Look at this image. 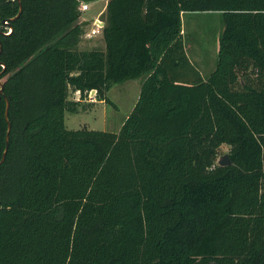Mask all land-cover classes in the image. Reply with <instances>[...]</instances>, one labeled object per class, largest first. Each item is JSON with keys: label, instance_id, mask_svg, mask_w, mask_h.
Wrapping results in <instances>:
<instances>
[{"label": "trees", "instance_id": "1", "mask_svg": "<svg viewBox=\"0 0 264 264\" xmlns=\"http://www.w3.org/2000/svg\"><path fill=\"white\" fill-rule=\"evenodd\" d=\"M82 1L21 0L16 18L0 0V264H264V0H109L104 51L78 50ZM191 13L223 17L207 78ZM140 78L118 132L66 128L70 90L110 103Z\"/></svg>", "mask_w": 264, "mask_h": 264}, {"label": "rangeland", "instance_id": "2", "mask_svg": "<svg viewBox=\"0 0 264 264\" xmlns=\"http://www.w3.org/2000/svg\"><path fill=\"white\" fill-rule=\"evenodd\" d=\"M91 11L84 14L82 21L84 29L87 30L92 23L93 17L103 9L104 2L101 0L88 1ZM82 18V17H81ZM80 18V22L81 19ZM104 20V16H102ZM224 30L223 17L220 13H191L185 16L184 42L187 45L189 58L202 76L206 78L214 71L219 52V39ZM79 51L101 50L102 42L98 38L91 42L83 37L78 47ZM141 80L128 81L113 86L106 94L110 103L100 101L96 94L81 98L80 93L69 91V101H80L78 113L66 112L65 124L68 130H95L116 133L120 130L127 117L133 111L139 95ZM230 153V147L224 145L219 149L216 163L222 157Z\"/></svg>", "mask_w": 264, "mask_h": 264}, {"label": "built area", "instance_id": "3", "mask_svg": "<svg viewBox=\"0 0 264 264\" xmlns=\"http://www.w3.org/2000/svg\"><path fill=\"white\" fill-rule=\"evenodd\" d=\"M79 11L81 12V23L82 21H87L83 18V15L90 12L91 11V5L89 2H80V6H79ZM102 13H100L97 17L93 18L92 23H91V27H89L87 30H85L84 35L82 36L86 41H93L95 40L99 35L103 34V29L105 26V22L102 19ZM88 22V21H87ZM5 27V32L3 33L5 36L11 34V29H10V22L9 21H5L4 22ZM80 93V92H78ZM91 94H96V92H91L89 93L88 96H90ZM81 95V94H80ZM97 97V96H95Z\"/></svg>", "mask_w": 264, "mask_h": 264}, {"label": "water", "instance_id": "4", "mask_svg": "<svg viewBox=\"0 0 264 264\" xmlns=\"http://www.w3.org/2000/svg\"><path fill=\"white\" fill-rule=\"evenodd\" d=\"M19 1V4L21 6L20 8V13L18 14V16L16 18H19L21 13H22V4H21V0H18ZM10 29H11V33L13 32V28L12 26H10ZM11 35V34H9ZM7 35V36H9ZM4 69H5V66L3 65ZM3 89H4V85L2 82H0V93L2 94L3 93ZM7 101V109H6V119L8 121V133H7V146H6V149H5V152L3 154V158L0 162V165L4 163L5 159H6V155H7V152H8V149H9V138H10V132H11V129H12V125L9 121V108H10V102L8 101V99H6ZM231 165V160L229 158L228 155L222 157L219 161V166L221 167H225V166H230ZM1 206V204H0Z\"/></svg>", "mask_w": 264, "mask_h": 264}, {"label": "crops", "instance_id": "5", "mask_svg": "<svg viewBox=\"0 0 264 264\" xmlns=\"http://www.w3.org/2000/svg\"><path fill=\"white\" fill-rule=\"evenodd\" d=\"M101 2H104V4H103V9H102V11L100 12V13H102V15L101 16H104L105 15V12H106V8H107V5H108V2H109V0H101ZM100 13H98L96 16H94L93 18H95V17H97ZM187 14H182V21H183V36L185 35L184 34V22H185V16H186ZM90 21V20H89ZM88 21V22H89ZM92 25L90 24V27H91ZM100 39L101 40V42H102V49L103 50H105V42H104V39H103V35L101 34V35H99L96 39ZM95 39V40H96ZM184 44H185V42H184ZM185 50H186V52H187V55H188V57H189V52H188V48H187V45L185 44ZM190 59V58H189ZM190 61H191V59H190ZM192 62V61H191ZM193 63V62H192ZM198 69V68H197ZM199 70V69H198ZM199 72H200V74H202L201 73V71L199 70ZM204 78H206L205 76H203ZM136 80H138V79H136ZM139 80H141V82H140V86H142V84H143V82H144V80H145V78H140ZM131 81H133V80H131ZM128 82V81H127ZM141 90V89H140ZM139 99V98H138Z\"/></svg>", "mask_w": 264, "mask_h": 264}]
</instances>
